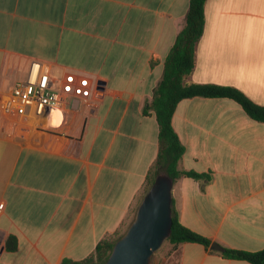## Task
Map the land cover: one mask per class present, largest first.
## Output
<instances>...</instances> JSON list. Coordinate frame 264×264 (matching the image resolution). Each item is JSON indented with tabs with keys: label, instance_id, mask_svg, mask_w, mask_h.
Here are the masks:
<instances>
[{
	"label": "crops",
	"instance_id": "obj_1",
	"mask_svg": "<svg viewBox=\"0 0 264 264\" xmlns=\"http://www.w3.org/2000/svg\"><path fill=\"white\" fill-rule=\"evenodd\" d=\"M189 4L0 0V95L27 77L33 60L48 63L53 79L74 72L94 85L89 104L66 99L40 126L33 116L21 126L0 114V264L81 261L126 232L160 148L156 113L144 108ZM185 81L234 86L264 105V0L206 1ZM173 127L186 147L179 168L212 175L174 180L182 224L223 248L263 249L264 122L233 99L194 97L179 102ZM12 236L17 249L7 247ZM212 250L186 242L172 257L251 264Z\"/></svg>",
	"mask_w": 264,
	"mask_h": 264
},
{
	"label": "trees",
	"instance_id": "obj_2",
	"mask_svg": "<svg viewBox=\"0 0 264 264\" xmlns=\"http://www.w3.org/2000/svg\"><path fill=\"white\" fill-rule=\"evenodd\" d=\"M206 1L190 0L185 26L178 34L166 58L164 74L154 91L153 99L144 108V114H149L150 110H154L156 113L160 143L158 158L147 177V191L156 175L161 171H166L173 180L191 177L196 180L210 181L212 178L211 172L200 173L195 170L179 168L186 147L173 127V116L179 102L183 99L194 97L230 98L239 103L252 119L264 122V105L255 102L241 89L229 85L186 83L185 81V78L192 73L195 67L196 47L205 27ZM172 209V232L167 240L172 248L186 242L201 243L210 248L212 241L209 238L182 224L174 202ZM120 236L100 241L93 256L81 261L64 259L63 264H104ZM7 247L17 249V239L13 236L10 237ZM221 255L225 258L246 260L251 264H264V248L249 251L224 247Z\"/></svg>",
	"mask_w": 264,
	"mask_h": 264
},
{
	"label": "water",
	"instance_id": "obj_3",
	"mask_svg": "<svg viewBox=\"0 0 264 264\" xmlns=\"http://www.w3.org/2000/svg\"><path fill=\"white\" fill-rule=\"evenodd\" d=\"M173 186L174 180L166 171L156 175L126 232L115 242L104 264H151L153 254L172 232ZM211 248L224 250L218 243H212Z\"/></svg>",
	"mask_w": 264,
	"mask_h": 264
},
{
	"label": "built area",
	"instance_id": "obj_4",
	"mask_svg": "<svg viewBox=\"0 0 264 264\" xmlns=\"http://www.w3.org/2000/svg\"><path fill=\"white\" fill-rule=\"evenodd\" d=\"M93 86L88 76L74 72L66 73L60 80L53 79L48 63L33 60L27 77L18 80L8 93L0 95V114L21 126L27 125L33 116V125L40 126L48 112L60 107L66 99L89 104Z\"/></svg>",
	"mask_w": 264,
	"mask_h": 264
},
{
	"label": "rangeland",
	"instance_id": "obj_5",
	"mask_svg": "<svg viewBox=\"0 0 264 264\" xmlns=\"http://www.w3.org/2000/svg\"><path fill=\"white\" fill-rule=\"evenodd\" d=\"M135 213L136 210L131 221L133 220ZM131 221L129 222V224L131 223ZM129 224L124 228L122 234L127 230ZM151 264H174V258L172 257V246L168 241H165L162 246L153 254Z\"/></svg>",
	"mask_w": 264,
	"mask_h": 264
}]
</instances>
